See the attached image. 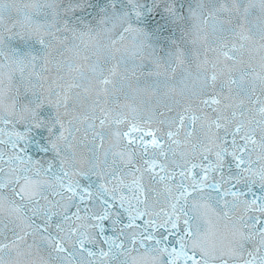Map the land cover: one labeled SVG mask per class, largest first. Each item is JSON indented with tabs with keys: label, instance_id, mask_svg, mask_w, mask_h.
Returning a JSON list of instances; mask_svg holds the SVG:
<instances>
[{
	"label": "snow or ice",
	"instance_id": "obj_1",
	"mask_svg": "<svg viewBox=\"0 0 264 264\" xmlns=\"http://www.w3.org/2000/svg\"><path fill=\"white\" fill-rule=\"evenodd\" d=\"M0 264H264V0H0Z\"/></svg>",
	"mask_w": 264,
	"mask_h": 264
}]
</instances>
